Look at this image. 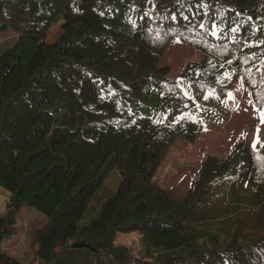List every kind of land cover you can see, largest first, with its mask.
Masks as SVG:
<instances>
[{
	"label": "trees",
	"instance_id": "1",
	"mask_svg": "<svg viewBox=\"0 0 264 264\" xmlns=\"http://www.w3.org/2000/svg\"><path fill=\"white\" fill-rule=\"evenodd\" d=\"M61 32L51 41L56 24ZM0 264H27L2 242L30 204L46 215L33 229L30 264H264V143L237 140L206 154L182 197L155 180L167 129L191 142L207 90L225 95L235 78L264 105V0H0ZM175 36L202 55L180 75L159 59ZM158 91L163 119L141 107ZM120 179L100 192L106 175ZM238 176L256 202L220 212ZM137 231L144 250L116 243Z\"/></svg>",
	"mask_w": 264,
	"mask_h": 264
},
{
	"label": "rangeland",
	"instance_id": "2",
	"mask_svg": "<svg viewBox=\"0 0 264 264\" xmlns=\"http://www.w3.org/2000/svg\"><path fill=\"white\" fill-rule=\"evenodd\" d=\"M57 23L50 30L48 40H53L61 28ZM14 26H8L0 30V53L8 48L17 37ZM202 53L188 44L180 37L171 39L168 47L159 59V63H169L170 74L182 90L192 95L189 82L180 75L185 62L200 58ZM204 103L197 106V111L204 117V130L195 142L188 140L182 131L167 129L161 131L155 139L162 159L155 173V180L167 188L176 197H182L197 171L204 156L208 153L222 157L237 140H244L255 147L260 148L264 143V105L257 107L243 86L240 77L237 76L231 88L225 95H218L212 91L203 93ZM168 106L160 98L158 91L154 90L151 97L146 99L141 107L143 113L163 119ZM120 179L117 168H112L106 175L100 192L111 194L118 186ZM228 191L231 197L216 195V203L225 204L220 212L230 213L235 207L245 203L252 206L256 202V194L253 185L243 181L238 174L232 178ZM8 192L3 201H6ZM46 221V215L30 204L23 205L17 214V231L6 238L1 248H6L16 256L30 264L37 243L32 241L33 229L41 226ZM116 243L126 244L138 254L144 250L140 235L137 231L118 232L115 237Z\"/></svg>",
	"mask_w": 264,
	"mask_h": 264
},
{
	"label": "crops",
	"instance_id": "3",
	"mask_svg": "<svg viewBox=\"0 0 264 264\" xmlns=\"http://www.w3.org/2000/svg\"><path fill=\"white\" fill-rule=\"evenodd\" d=\"M7 190L0 186V212L4 211L5 209V202L3 201V196L5 197Z\"/></svg>",
	"mask_w": 264,
	"mask_h": 264
},
{
	"label": "snow or ice",
	"instance_id": "4",
	"mask_svg": "<svg viewBox=\"0 0 264 264\" xmlns=\"http://www.w3.org/2000/svg\"><path fill=\"white\" fill-rule=\"evenodd\" d=\"M261 119L264 120V114H262ZM253 147H255V145H253Z\"/></svg>",
	"mask_w": 264,
	"mask_h": 264
}]
</instances>
